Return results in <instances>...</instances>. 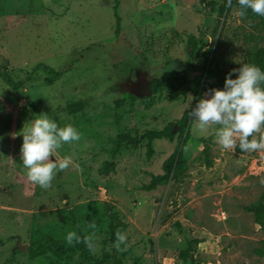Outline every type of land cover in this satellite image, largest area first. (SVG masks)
Wrapping results in <instances>:
<instances>
[{
  "label": "rangeland",
  "instance_id": "obj_1",
  "mask_svg": "<svg viewBox=\"0 0 264 264\" xmlns=\"http://www.w3.org/2000/svg\"><path fill=\"white\" fill-rule=\"evenodd\" d=\"M259 47V18L225 0H0V264H82L27 255L77 228L95 233L93 255L123 264H264V229L244 209L263 193L264 148L224 149L188 115ZM41 112L81 134L50 157L71 162L47 188L20 160L22 127Z\"/></svg>",
  "mask_w": 264,
  "mask_h": 264
},
{
  "label": "clouds",
  "instance_id": "obj_2",
  "mask_svg": "<svg viewBox=\"0 0 264 264\" xmlns=\"http://www.w3.org/2000/svg\"><path fill=\"white\" fill-rule=\"evenodd\" d=\"M240 17L251 10L264 16V0H236ZM226 6L232 0H225ZM235 73V76L232 74ZM194 126L205 136L214 135L216 142L224 149L238 146L242 151L264 148V70L251 62H239V67L230 69L224 77L222 87L207 89L188 112ZM20 132V160L27 179L42 188L49 187L56 172L68 167L71 157L51 159L62 143L80 139V132L71 123L58 125L45 112L32 116L30 123ZM259 133V136L254 135ZM94 227V222L90 224ZM113 246L126 245V233L115 230ZM83 240L89 250L95 249V233L83 237L75 230H68L65 241L68 244Z\"/></svg>",
  "mask_w": 264,
  "mask_h": 264
},
{
  "label": "trees",
  "instance_id": "obj_3",
  "mask_svg": "<svg viewBox=\"0 0 264 264\" xmlns=\"http://www.w3.org/2000/svg\"><path fill=\"white\" fill-rule=\"evenodd\" d=\"M205 6L211 8L212 3L204 1ZM232 5H234L235 9H237L239 6L236 3V0H232ZM223 8L219 9V13L222 14ZM247 13L259 18L261 24L264 26V16L257 15L256 13H253L250 9L247 10ZM118 24H119V18L118 16H115V33L117 34L118 31ZM211 48H208L205 50L206 56H212ZM257 64L262 70H264V48L259 47L254 49L251 52H247V61ZM48 69V68H47ZM59 72H52V77H58ZM161 79L155 78L152 80V86L155 88L159 83ZM8 84L14 86L11 82L8 81ZM70 112H76L81 110L80 106H69L68 108ZM161 137L169 138L170 134L164 129L159 131H151L147 132L146 138L151 139H159ZM236 150L238 152H243L239 149V147H236ZM205 158L206 166H211V161L208 159L207 156ZM169 166L167 167V170H170V164H172V161L170 160L168 162ZM244 209L247 212H250L253 214L255 222L260 226V228L264 229V183H263V193L261 197L254 203L244 206ZM76 232L81 235L82 237L84 234L77 228ZM197 240H190L187 242V247L184 251L180 253V256L183 259H192V253L194 251V243H196ZM53 250L58 255H67L72 254L74 252L79 253V257L81 259L82 264H123L122 261L114 254H111L109 252H102L98 256H95L92 254V250H89L83 240L79 243L73 242L72 244H68L61 240H56L51 235H45L40 238L37 245L32 248L29 247L27 249V255L30 259L43 256L48 251Z\"/></svg>",
  "mask_w": 264,
  "mask_h": 264
},
{
  "label": "water",
  "instance_id": "obj_4",
  "mask_svg": "<svg viewBox=\"0 0 264 264\" xmlns=\"http://www.w3.org/2000/svg\"><path fill=\"white\" fill-rule=\"evenodd\" d=\"M26 248V246H22V248L21 249H25Z\"/></svg>",
  "mask_w": 264,
  "mask_h": 264
}]
</instances>
